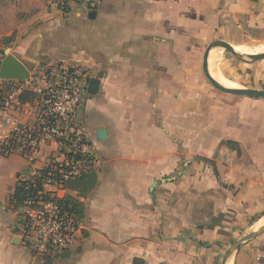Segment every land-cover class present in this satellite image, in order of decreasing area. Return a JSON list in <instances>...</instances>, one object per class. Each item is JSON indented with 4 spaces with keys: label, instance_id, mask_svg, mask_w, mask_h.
<instances>
[{
    "label": "crops",
    "instance_id": "crops-1",
    "mask_svg": "<svg viewBox=\"0 0 264 264\" xmlns=\"http://www.w3.org/2000/svg\"><path fill=\"white\" fill-rule=\"evenodd\" d=\"M261 34L264 0H77L30 28L11 52L29 71L78 63L87 90L99 83L81 116L94 164L84 192H66L82 205L75 243L45 259L23 244L8 199L54 147L32 164L0 156V264H221L230 241L263 227L264 99L222 93L201 68L213 41ZM245 64L264 91V59ZM11 115L31 123L36 108ZM8 130L0 111V138ZM230 257L264 264V232Z\"/></svg>",
    "mask_w": 264,
    "mask_h": 264
},
{
    "label": "built area",
    "instance_id": "built-area-1",
    "mask_svg": "<svg viewBox=\"0 0 264 264\" xmlns=\"http://www.w3.org/2000/svg\"><path fill=\"white\" fill-rule=\"evenodd\" d=\"M74 1L46 0L40 20L67 15ZM91 75L77 63L29 71L24 83L0 80V111L9 126L0 138V156L19 155L32 164L44 146L54 147L55 154L48 155L42 167L17 177V195L14 189L8 199L12 208L20 205L16 209L21 211L18 230L23 244L45 259L58 258L76 241L78 219L64 200L71 192L65 183L86 176L94 164L81 121ZM22 93L35 94L33 102L24 103L36 108L31 123H19L11 115L14 105H24L18 101Z\"/></svg>",
    "mask_w": 264,
    "mask_h": 264
},
{
    "label": "rangeland",
    "instance_id": "rangeland-1",
    "mask_svg": "<svg viewBox=\"0 0 264 264\" xmlns=\"http://www.w3.org/2000/svg\"><path fill=\"white\" fill-rule=\"evenodd\" d=\"M42 10L41 5H35L33 0H0V60L4 58L6 49L12 52L23 42L30 28L42 22L39 18ZM28 20H31V23ZM238 47L243 50L249 48L263 49L264 35L261 34L249 44ZM220 49L221 55L215 70L216 76L234 88L251 89V64H245L235 58H226L223 48L220 47ZM233 243L230 241L226 245L223 254Z\"/></svg>",
    "mask_w": 264,
    "mask_h": 264
},
{
    "label": "water",
    "instance_id": "water-1",
    "mask_svg": "<svg viewBox=\"0 0 264 264\" xmlns=\"http://www.w3.org/2000/svg\"><path fill=\"white\" fill-rule=\"evenodd\" d=\"M218 46L223 48L224 52L226 53L225 55L226 58L229 59L235 58L245 63H252L264 59V52L259 53L257 55L244 57L237 54L230 44L224 41H213L206 47L202 55V64H201L202 73L205 79L208 81V83L214 89L222 93L238 95V96H246L255 99H264V91H257L253 89H231V88L223 87L213 77H211L208 70L207 58L209 53ZM28 78H29V70L16 57L13 56V54L10 52L9 49H6L4 51V58L0 60V80L17 81L19 83H24ZM98 85H99L98 81L96 79H92L90 81L87 90L88 94L94 95L97 92ZM263 232H264V226L260 227L259 229L249 233L248 235L234 242L224 253L221 264H226L229 257L234 252H236L242 245H244L247 241L262 234Z\"/></svg>",
    "mask_w": 264,
    "mask_h": 264
},
{
    "label": "trees",
    "instance_id": "trees-1",
    "mask_svg": "<svg viewBox=\"0 0 264 264\" xmlns=\"http://www.w3.org/2000/svg\"><path fill=\"white\" fill-rule=\"evenodd\" d=\"M35 98V94L32 93H22L18 96V101L20 103H28V102H33ZM86 176L74 180V181H69L67 183H65V188L69 189L70 191H76L79 192L80 194H82L84 192V190L86 189L85 187H87V185H89L86 181H85ZM17 191L18 189H15V192L13 195H17ZM13 197V196H12ZM64 200L70 204L73 208V210L75 211V215L77 217V219H81L83 214H82V205L80 203H78L77 201L74 200V198H72L71 196H66L64 198ZM18 206H20L19 204H16L14 206V209H16Z\"/></svg>",
    "mask_w": 264,
    "mask_h": 264
},
{
    "label": "bare ground",
    "instance_id": "bare-ground-1",
    "mask_svg": "<svg viewBox=\"0 0 264 264\" xmlns=\"http://www.w3.org/2000/svg\"><path fill=\"white\" fill-rule=\"evenodd\" d=\"M234 51L244 57H249V56H253V55H257L259 53H263L264 48H249V49H241L238 46H233ZM220 47L218 46L217 48H214L208 55L207 58V64H208V70L209 73L211 75V77H213L221 86L223 87H227V88H231V89H237L234 88L233 86H231L230 84H228L227 82H224L221 78H218L215 74V70L217 67V62L220 59V55H221V51H220ZM227 81V80H226ZM232 259L231 257L228 259L227 264H232Z\"/></svg>",
    "mask_w": 264,
    "mask_h": 264
}]
</instances>
